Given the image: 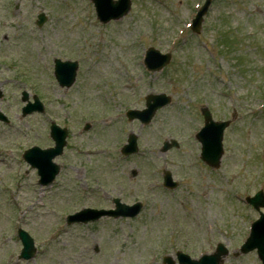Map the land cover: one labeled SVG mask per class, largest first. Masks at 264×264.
<instances>
[{"label": "rangeland", "instance_id": "374dc122", "mask_svg": "<svg viewBox=\"0 0 264 264\" xmlns=\"http://www.w3.org/2000/svg\"><path fill=\"white\" fill-rule=\"evenodd\" d=\"M196 3L131 0L127 15L103 25L90 0H0V112L9 121L0 122V264H163L177 252L210 254L217 243L229 250L223 264H261L255 252L237 251L258 218L244 199L264 191V0H213L197 35L187 26ZM147 48L170 53L169 64L146 72ZM54 59L77 61L70 88L56 84ZM23 91L44 102V116L21 117ZM161 93L171 103L150 125L124 118ZM204 106L216 121L234 116L217 169L200 161L194 136ZM82 120L93 125L87 135L78 133ZM50 121L70 128L69 152L56 160L54 183L40 187L21 156L49 145ZM130 133L140 154L123 159ZM169 140L179 148L160 153ZM163 170L177 189L162 188ZM114 198L141 202L140 214L65 224L84 207L113 209ZM17 229L36 248L27 262L17 259Z\"/></svg>", "mask_w": 264, "mask_h": 264}, {"label": "water", "instance_id": "95a60500", "mask_svg": "<svg viewBox=\"0 0 264 264\" xmlns=\"http://www.w3.org/2000/svg\"><path fill=\"white\" fill-rule=\"evenodd\" d=\"M93 1H94L96 10H97V15L103 22H107L111 19H119L124 14H126L129 10L128 0H118L117 2H114V3L112 2V0H93ZM204 11H205V8H203L202 11L197 16V19L194 23L195 31H198L199 29V23L201 21V17L204 14ZM38 19H39L38 25H41L45 21V18L43 15L38 16ZM167 62H168V59L165 61L164 64H166ZM55 63H56V67H55L56 79L59 81L61 86L69 87L74 81L75 69H76L75 64L73 65L67 64V63L61 64L59 61H56ZM34 100H36V98H34ZM168 102H169V99L164 95H157V96L149 95L146 98L147 110H144L143 122L148 123V119H150L153 116L154 112L158 108L167 104ZM22 111H24L23 115H25L24 113L26 111H29V106L27 105L26 108L22 109ZM129 113L133 114V112H129ZM128 117L134 118V117H139V116L137 115L129 116L128 114ZM204 117L207 121H209V124L210 123L212 124V122H210V116L207 112H204ZM1 119L2 118L0 116V120ZM224 125L226 126V124ZM223 128L224 127H218L216 125H211V128L207 130L208 131L207 134L210 137L215 138L214 140L215 144L213 145L208 144L207 142L203 141L200 138L203 144L202 155H201L202 159L205 160L210 165H216L218 161L219 153L221 152V134H222ZM53 131L54 130L52 128L51 132ZM64 137H65V133L61 135L59 141H56V147L52 150L40 151L37 148H33L29 150L28 152H26L25 154L28 163H30V165L37 166L39 175L42 177L43 183L51 181L58 171V168L56 166L50 165V162H51V159L55 156V153L60 152V150L62 149L64 145ZM128 144H132L133 149L136 150L134 136L129 137ZM175 146H177L175 142H172L171 144L165 143L162 148V152H165L170 147H175ZM55 149L57 151L54 152ZM124 150H125L124 153H129V152L134 151L131 149L129 145L128 146L126 145ZM164 180L168 187L172 188L175 186V184H172L170 182V175L168 173L165 174ZM114 203L116 204V208H118V211H119L118 213H121L122 215L127 216L126 213L134 210V208H129L125 205L118 204L117 200H114ZM95 213L96 211L82 210L79 213H77L76 216L73 217L72 219H77L80 216H86L88 214L94 215ZM105 213L108 214L109 212H105ZM135 213L136 212H133L131 215H134ZM99 215H101V213ZM20 237H22V239H24L25 242L28 241V244H30V240L26 234L24 235L20 233ZM24 241L23 243L26 244ZM253 245L255 248L258 249V256L260 260L262 261V264H264V217H262V219L257 223V226L253 232V236L251 240L247 243L243 252L244 251L247 252L251 250L250 247L248 246H253ZM222 250L223 249L219 248L216 254H214L211 257H204L200 261H194L191 263H189L188 261H183L182 263L183 264H220L221 256L226 254V252Z\"/></svg>", "mask_w": 264, "mask_h": 264}, {"label": "flooded vegetation", "instance_id": "af4514ba", "mask_svg": "<svg viewBox=\"0 0 264 264\" xmlns=\"http://www.w3.org/2000/svg\"><path fill=\"white\" fill-rule=\"evenodd\" d=\"M72 155V154H71Z\"/></svg>", "mask_w": 264, "mask_h": 264}]
</instances>
